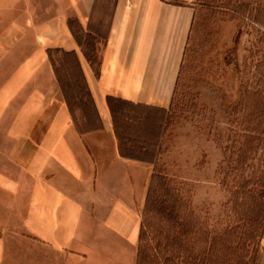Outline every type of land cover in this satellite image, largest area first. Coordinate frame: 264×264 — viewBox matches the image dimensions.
Returning <instances> with one entry per match:
<instances>
[{"label":"crops","instance_id":"obj_1","mask_svg":"<svg viewBox=\"0 0 264 264\" xmlns=\"http://www.w3.org/2000/svg\"><path fill=\"white\" fill-rule=\"evenodd\" d=\"M197 1L0 0V264H136L152 168L119 152L107 99L169 108ZM52 54L74 58L93 124Z\"/></svg>","mask_w":264,"mask_h":264},{"label":"rangeland","instance_id":"obj_2","mask_svg":"<svg viewBox=\"0 0 264 264\" xmlns=\"http://www.w3.org/2000/svg\"><path fill=\"white\" fill-rule=\"evenodd\" d=\"M78 35L96 61L97 39ZM51 57L73 120L82 127L93 124L88 118L93 107L74 58ZM259 100H264V0H198L170 107L116 105V125L125 149L155 162L150 164L151 200L160 198L166 177L187 203L191 254H198L203 246L201 227L210 229L216 241L222 227L246 214L248 193L259 188V178L261 184L264 180V141L262 157L258 151L254 159L239 160L231 151L254 145L242 134L255 127L252 111ZM241 184L244 187L237 190ZM235 200L239 206L234 210ZM141 225L139 264H158L154 246L175 238L172 225L146 203ZM222 246L217 242L211 251V264H223ZM262 254L260 244L254 264Z\"/></svg>","mask_w":264,"mask_h":264},{"label":"trees","instance_id":"obj_3","mask_svg":"<svg viewBox=\"0 0 264 264\" xmlns=\"http://www.w3.org/2000/svg\"><path fill=\"white\" fill-rule=\"evenodd\" d=\"M195 15V12H194ZM194 19V18H193ZM90 59V56L86 54ZM184 58V57H183ZM92 62L94 61L91 59ZM182 66V65H181ZM180 70L177 76L175 83L174 93L179 79ZM82 86L84 88L85 95L87 96L88 103L92 106V98L88 91L87 84L84 81L83 76L81 77ZM173 93V94H174ZM82 98H79V103L82 105L84 102ZM172 103V100H171ZM170 103V104H171ZM107 104L110 109L113 127L115 136L118 141L119 152L124 157L135 159L139 161H144L148 163H153L152 159L148 160L142 156L135 155L132 151V148L128 147V150L125 149L124 143H121V140L124 138L121 137L119 130L117 128V112L116 105L122 104L127 106H136L131 102L124 100L116 99L109 97L107 99ZM93 107V106H92ZM170 107V106H169ZM70 108V106H69ZM148 108V107H144ZM163 110V109H161ZM255 113V114H254ZM253 114V124L255 127L251 132L247 131L242 134V138H249L252 140L254 145L247 148H241L242 146H235L233 148V155H235L239 160L242 158H252L254 159L257 152L259 151V157H262L263 153H260L263 150V147H260L264 141V100H259L255 109L252 111ZM255 115V116H254ZM127 119L131 120L129 117ZM85 127V126H83ZM133 145V144H132ZM127 147V144H126ZM135 148V147H134ZM231 149V148H230ZM146 152V151H145ZM246 155V156H244ZM264 157V155H263ZM155 165V162L153 163ZM235 169V168H234ZM233 170V169H232ZM159 173V172H155ZM153 172L150 178L145 203L146 207H153L156 212H159L164 216L165 220L172 225L174 230V239L170 240L168 237L165 238L164 243L157 246H154L155 252L157 253L158 264H211V257H214V253L211 254L213 248H216L217 242H220L222 246L221 258L223 264H254L257 257V247L261 244V239L264 232V180L261 184V178L258 179L260 182L259 188L256 192L248 193L250 203L246 207L245 215L237 217L235 221L231 224H228L225 228L222 227L220 231L217 232L216 241L211 234V230L208 228L201 227L202 233V248L198 254H191L193 249L189 248L188 243V229H189V214L187 212L186 202L183 200V196L178 193L176 188L170 183V180L166 177L162 179L165 180L163 184V189L160 193V198L157 202L150 198V188L152 181ZM264 179V176H263ZM241 184L236 189L241 190L244 185ZM228 191L231 192L230 188ZM245 192V191H244ZM247 193V192H246ZM244 199V198H243ZM228 204V202H227ZM234 210L238 207V203L234 202ZM248 214V215H247ZM190 233V231H189ZM142 237V225L139 233L138 246H137V257L136 264H139V245ZM203 249V250H202ZM208 256V257H207ZM214 259V258H213Z\"/></svg>","mask_w":264,"mask_h":264}]
</instances>
